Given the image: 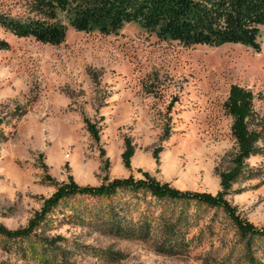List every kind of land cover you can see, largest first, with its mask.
I'll list each match as a JSON object with an SVG mask.
<instances>
[{
    "label": "rangeland",
    "instance_id": "374dc122",
    "mask_svg": "<svg viewBox=\"0 0 264 264\" xmlns=\"http://www.w3.org/2000/svg\"><path fill=\"white\" fill-rule=\"evenodd\" d=\"M34 16L26 0H0V15ZM66 26L57 44L17 37L0 26V224L25 225L41 200L70 175L78 185H98L131 174L178 189H218L217 171L229 167L233 140L223 112L228 86L253 94L264 111V24L253 49L239 43L183 45L163 40L136 22L115 32ZM26 107L21 116L12 110ZM84 120L97 129L93 139ZM133 146L129 170L121 164L123 142ZM155 154V157H153ZM263 167L264 156L246 160ZM225 199L256 226H264V176L236 182ZM64 212H68L63 209ZM180 255L153 251L148 241L119 239L92 226L53 215L38 231L56 241L67 264H214L229 228ZM216 228V227H215ZM114 255H94L80 246ZM40 253L21 256L0 249V264H60Z\"/></svg>",
    "mask_w": 264,
    "mask_h": 264
},
{
    "label": "trees",
    "instance_id": "16d2710c",
    "mask_svg": "<svg viewBox=\"0 0 264 264\" xmlns=\"http://www.w3.org/2000/svg\"><path fill=\"white\" fill-rule=\"evenodd\" d=\"M26 1L34 16L3 14L0 26L17 37H32L49 44H57L64 37L66 26L55 19L58 12L78 31L111 33L123 23L136 22L159 39L176 40L183 45L231 42L257 49V26L264 24V0ZM6 47L7 42L0 39V49ZM253 98L247 88L228 86L221 105L230 118L229 135L234 148L229 167L217 171L219 189L214 194L178 189L140 170L141 177L128 174L98 185H78L68 175L41 200L25 225L8 229L0 224V249L21 256L28 251L40 253L46 262L50 259L67 264L56 244L61 238H46L38 232L56 214L68 223L92 226L111 237L148 241L153 251L169 256L184 254L204 239H211L221 226L230 229L231 238L219 243L220 250L225 251L214 255V264H264V226L254 225L225 199L233 183L264 176L263 167L246 162L249 157L264 156V111L253 109ZM26 110L15 108L12 117L17 118ZM84 124L89 135L97 139V129L85 120ZM123 145L121 164L129 170L133 146L126 139ZM78 246L94 255H114L91 246Z\"/></svg>",
    "mask_w": 264,
    "mask_h": 264
}]
</instances>
